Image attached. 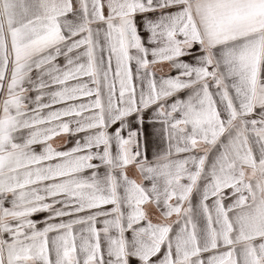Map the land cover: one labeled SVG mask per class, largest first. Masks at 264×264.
Masks as SVG:
<instances>
[{
    "label": "snow or ice",
    "instance_id": "1",
    "mask_svg": "<svg viewBox=\"0 0 264 264\" xmlns=\"http://www.w3.org/2000/svg\"><path fill=\"white\" fill-rule=\"evenodd\" d=\"M0 264H264V0H0Z\"/></svg>",
    "mask_w": 264,
    "mask_h": 264
},
{
    "label": "crops",
    "instance_id": "2",
    "mask_svg": "<svg viewBox=\"0 0 264 264\" xmlns=\"http://www.w3.org/2000/svg\"><path fill=\"white\" fill-rule=\"evenodd\" d=\"M155 70L158 76L161 74H168L169 72V68L167 65H158ZM172 74L174 75L175 73L173 72ZM73 142L74 141L72 138H69L67 136H61L56 138L53 141V144L54 146H59V147H64V146L71 147ZM42 218H43V214L34 217V219H42Z\"/></svg>",
    "mask_w": 264,
    "mask_h": 264
}]
</instances>
